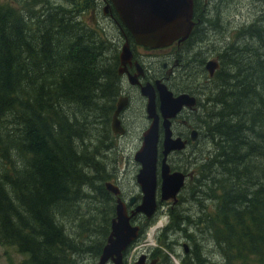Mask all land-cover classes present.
<instances>
[{
	"label": "trees",
	"instance_id": "obj_1",
	"mask_svg": "<svg viewBox=\"0 0 264 264\" xmlns=\"http://www.w3.org/2000/svg\"><path fill=\"white\" fill-rule=\"evenodd\" d=\"M192 1L187 40H201L203 26L222 28L215 13L222 0ZM9 2L0 0V246L24 256L17 264H74L72 256L82 251L97 258L106 226L82 246L64 221L70 217L87 229L77 208L83 199H99L100 188L106 195V157L93 154L115 93L110 45L83 26L71 0L66 8L49 0H17L16 8ZM253 2L259 10L252 21L218 45L211 77L199 53L190 55L196 65L185 63L184 73L193 80L198 70L202 79L193 94L205 143L194 154L196 175L187 192L212 204L209 214L199 205L192 228L211 242L216 264H264V0ZM185 224H191L187 217L169 214L170 230L184 233ZM163 231L157 253L165 248ZM184 238L195 247L187 264H208L194 240Z\"/></svg>",
	"mask_w": 264,
	"mask_h": 264
},
{
	"label": "flooded vegetation",
	"instance_id": "obj_2",
	"mask_svg": "<svg viewBox=\"0 0 264 264\" xmlns=\"http://www.w3.org/2000/svg\"><path fill=\"white\" fill-rule=\"evenodd\" d=\"M78 3L84 5V12L87 11V21L89 22V27L100 28L103 25L99 24L96 17L101 19L100 21H105L107 26L114 30V35H112V49L110 51V57L113 60V72L115 79V93L108 104V116L102 123L105 125L106 133L96 132L97 138L100 141L101 150H103V155L114 150L116 143L119 140L129 139L133 142L132 156L131 160L125 159L124 162H120L125 165V171L120 172L119 169L115 168L112 163H110L109 156L103 161L104 175L102 176L101 186L105 192V197L101 195V188L99 199L97 198L96 203L98 210L101 211L100 217L102 218L103 226L106 229L110 228L111 221L115 218V206L116 200L117 204L122 205L124 212L128 217V223L131 226L138 228L137 237L139 233L142 234L141 229L145 227L151 219L154 218L157 210L171 208L172 205L176 204V197L179 193L183 191L184 188L192 186L195 172V156L198 148L195 149L196 145L205 144L204 140L201 139L199 133V126L196 122L197 114L200 112V108L197 102L195 90L193 89V84L198 80L196 73H194V78L192 80V74H181L178 73L179 70L185 71L186 68L193 65L191 60V52H193L194 41L184 40L182 42H173L170 45L163 48L150 49L134 44L133 39L129 32L123 27L117 18V15L113 9L109 0H78ZM80 16V14H79ZM81 17V16H80ZM84 17V16H83ZM82 21H84L82 19ZM97 31V30H96ZM103 31V29H102ZM121 43V44H120ZM127 43L129 49V60L123 65L120 64L119 53L122 44ZM192 46V48H190ZM188 63V67L185 63ZM204 63V62H203ZM203 70L204 65H203ZM181 79H178V78ZM189 81V82H187ZM149 84L151 86V91L154 96V114L156 116V126H157V141H156V162H155V186H154V202L155 210L153 214L146 218L145 216L134 213L136 207L141 202V191L139 185L136 183L135 176L140 169L138 163L133 160L134 153L138 150L141 145V136L147 130L152 120L147 119L145 113V107L147 98L141 95V88ZM197 87V83L195 84ZM164 87L166 91L171 93L172 97H176L180 94H186L190 98L194 99V102L190 106H182L180 110L168 121L169 139L172 141H178L179 145H182L180 150H175L169 152L165 156V164L168 168V174H180L182 177V186L173 198L166 200L160 199V168L162 161V143L164 139V119L161 117L158 106V90L157 88ZM193 89V91H192ZM195 92L196 94H193ZM121 106L115 115V122H117V129L119 133H113L111 125L114 120V114L117 109V104ZM134 117L140 123L138 130L132 136L131 128ZM98 127L99 122L97 121ZM105 134V135H103ZM131 137V138H130ZM103 139V143L101 140ZM98 144V143H97ZM194 156V157H193ZM177 164L176 167L173 164ZM133 172L132 181L135 187L134 191H129L128 188L123 184L124 172ZM187 185L185 186V183ZM105 184H109L111 188L117 189V194L113 195L111 192L105 189ZM176 200V201H175ZM131 213H134L131 215ZM171 214V209L167 210V215ZM104 221V222H103ZM107 232V235H108ZM106 235V237H107ZM105 237V239H106ZM136 239L130 243L129 246L121 253V264L124 263V257L129 252V248L135 243ZM105 243V240H104ZM186 244L180 243L183 258L181 262H189V255L191 253V245L185 241ZM185 245V247H184ZM140 250L137 257L132 261V263L140 256H144V264H149L150 261L155 260L156 264L163 263L164 260L161 259V253L153 251L150 249H138ZM133 251H135L133 249ZM206 261V259H205ZM131 263V264H132ZM107 264H111L108 262Z\"/></svg>",
	"mask_w": 264,
	"mask_h": 264
},
{
	"label": "water",
	"instance_id": "obj_3",
	"mask_svg": "<svg viewBox=\"0 0 264 264\" xmlns=\"http://www.w3.org/2000/svg\"><path fill=\"white\" fill-rule=\"evenodd\" d=\"M118 20L131 35L134 44L150 49L163 48L173 42H182L189 36L194 23L192 22V0H109ZM130 54L127 43L122 44L119 53L120 64L129 60ZM216 60H208L204 69L211 77L217 69ZM158 90V110L164 119V139L162 143V161L160 168V199L173 198L182 186L180 174H168L165 156L182 145L178 141L169 139L168 119L173 117L182 106H190L194 99L186 94L172 97L164 87ZM141 95L147 98L145 113L147 119L152 120L147 130L141 136V145L133 155V160L139 164L140 169L135 176L136 183L142 194L141 202L134 213L149 218L155 210V162L157 126L154 114V96L149 84L141 88ZM121 106L117 104L111 128L113 133H119L115 115ZM105 189L113 195L117 189L105 184ZM115 206V218L111 221L108 235L105 239L96 264H121V253L133 242L138 234V228L128 223V217L122 205ZM134 213H131L133 215ZM185 247V245H184ZM144 256L140 255L132 264H144ZM149 264H156L155 260Z\"/></svg>",
	"mask_w": 264,
	"mask_h": 264
},
{
	"label": "rangeland",
	"instance_id": "obj_4",
	"mask_svg": "<svg viewBox=\"0 0 264 264\" xmlns=\"http://www.w3.org/2000/svg\"><path fill=\"white\" fill-rule=\"evenodd\" d=\"M53 4L61 3L64 8L69 6L68 0H49ZM74 2V5L77 8L78 15L80 14L83 26L86 28L89 27V22L87 21V11L83 15L84 12V5L81 3H78V0H71ZM205 1V0H204ZM16 2L17 0H12V2H9V4L16 8ZM213 6L210 5L211 8H214L215 4L212 3ZM71 9L73 6H71ZM68 7V8H70ZM67 8V9H68ZM216 12L218 13V20L222 24V28L214 25L212 28L206 26H203V31L199 32V34H203V37L201 40L194 41L195 43L192 44L193 52L191 54L199 53V56L202 58V61L205 62L209 59H216L215 53L220 50V42H222V38L225 36H230L232 33L233 28H237L240 24H248L252 19L254 18L255 11L259 10L258 5L253 2V0H222L220 4H217L216 6ZM210 8H206V14L205 19L210 18L208 16ZM84 16V17H83ZM96 20L99 21L100 25H103L100 28L92 27V30H97L99 32L100 36H103L108 41L111 49H112V35H114V30L109 28L105 21H100L98 17H96ZM218 24V23H217ZM103 29V31H102ZM102 32H101V31ZM232 36V35H231ZM231 41V39L229 40ZM228 41V42H229ZM227 42V43H228ZM121 44V43H120ZM192 46L190 48H192ZM193 65H196L197 62H192ZM181 76H183L184 71L179 70L178 71ZM191 75V73H190ZM189 75V81L191 76ZM180 78V77H179ZM181 79V78H180ZM187 81V82H189ZM197 83L201 84L202 79L201 77L198 78ZM132 128L131 132L133 133L132 136H134V133L138 130L140 123L137 121V119L134 117L132 122ZM131 138V137H130ZM93 145V143H92ZM95 145V144H94ZM96 146V145H95ZM133 142H131L128 138L125 140H119L114 150L111 152H107V155H103V150L99 147L96 152L93 154V157L97 159L98 157H108L109 156V162L114 165L115 168L119 169L120 172L125 171V165L121 164L120 162H124L125 159L131 160L132 156V148H133ZM204 145H196V148L202 149ZM92 149V148H91ZM174 167L177 166L178 163L174 164L172 163ZM100 169H96V171H99ZM132 170L124 172V178H123V184L126 188H128L129 191H134L135 187L133 185L132 179ZM187 185V182L185 183V186ZM187 187L183 189L181 193L178 194L176 197V204L172 205L171 208V214L175 211L178 215L182 217L184 220L186 217L190 221L191 224L189 225H181V228H184L186 226V230L183 233L180 229H173L168 227L169 225V216L167 215V210H157L155 216L151 221L141 229V233H139V237H137V240L135 243L129 248V252L124 257V263L125 264H131L132 261L137 257L140 250L138 249H151L153 251H156L157 248H159V243L162 239V235L160 234L161 231H165L164 233V242L165 248L161 250V259L164 260L161 264H182L181 259L183 258L182 249L180 246V243L186 244L185 241L187 239L184 238V235H188L191 237L196 245V250L201 253L204 259H206V263L208 264H216L219 262V255L214 250L211 242L204 238L203 232L198 231L197 229L192 228L193 227V221L194 218L197 217L199 214L200 209L199 205H201L202 209H205V213L212 212V204L209 203L210 201L207 199H200V198H193L190 195V192H187ZM175 200V201H176ZM201 203H198L200 202ZM77 211L79 212L80 218L89 220L87 222V229L85 227H81V224L78 220H72L70 217H67L64 221L66 229L68 233L73 236V238L81 239L82 246H89L93 242L96 241L97 236H101V225H102V218L100 217L101 211L98 210V206L96 203V200H93L89 202L87 199H83L81 202V206L77 208ZM204 217V215H203ZM155 228L154 233H150L152 229ZM151 229V230H150ZM163 231V232H164ZM160 234V236H158ZM81 236V238H80ZM188 242V241H187ZM189 243V242H188ZM191 245V250H194V246L192 243H189ZM133 249L135 251H133ZM190 250V251H191ZM158 252V251H157ZM166 256V257H165ZM24 256L18 254L15 252V250L11 247H1L0 246V264H17L19 263ZM98 258V257H97ZM97 258H94L91 256V254L87 251L78 252V254L72 256V260L74 264H96ZM186 263V262H185Z\"/></svg>",
	"mask_w": 264,
	"mask_h": 264
},
{
	"label": "bare ground",
	"instance_id": "obj_5",
	"mask_svg": "<svg viewBox=\"0 0 264 264\" xmlns=\"http://www.w3.org/2000/svg\"><path fill=\"white\" fill-rule=\"evenodd\" d=\"M202 35H203V34H202ZM207 61H208V60H207ZM207 61L204 62V65H205V63H206ZM178 79H180V78H178ZM200 122H201V121H200ZM95 147H96V146H95ZM150 233H152V231H151Z\"/></svg>",
	"mask_w": 264,
	"mask_h": 264
}]
</instances>
